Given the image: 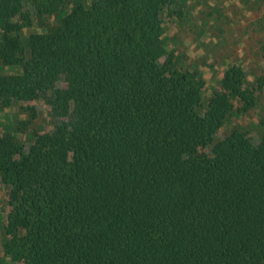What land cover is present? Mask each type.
<instances>
[{
  "label": "trees",
  "instance_id": "trees-1",
  "mask_svg": "<svg viewBox=\"0 0 264 264\" xmlns=\"http://www.w3.org/2000/svg\"><path fill=\"white\" fill-rule=\"evenodd\" d=\"M171 1L0 0V69H16L0 73V107L41 100L55 119L27 147L0 131L12 261L264 264V134L216 139L256 91L233 63L203 101L165 46Z\"/></svg>",
  "mask_w": 264,
  "mask_h": 264
},
{
  "label": "rangeland",
  "instance_id": "rangeland-1",
  "mask_svg": "<svg viewBox=\"0 0 264 264\" xmlns=\"http://www.w3.org/2000/svg\"><path fill=\"white\" fill-rule=\"evenodd\" d=\"M244 3V0H172L169 10L162 13L163 38L177 68L193 72L202 82L204 102L213 90L219 89L227 67L233 63L242 65L246 84L256 91L257 102L246 111L238 110L240 104L234 102V110L218 130L216 139L237 129L257 143L264 134V7L251 8ZM72 6L71 2L63 6L62 14ZM59 18L60 14L47 16L40 24L24 27L21 38L25 40L30 33L46 31ZM15 71L8 66L0 69V73ZM24 105L25 108L18 104L0 107V131L12 132L27 147L35 132L52 130L55 119L41 100ZM26 107H34L35 115ZM6 199L7 190L0 181V264H22L12 261L1 247L8 210Z\"/></svg>",
  "mask_w": 264,
  "mask_h": 264
}]
</instances>
